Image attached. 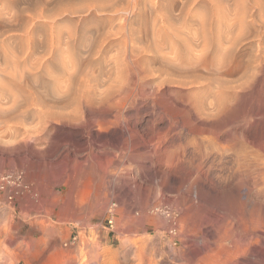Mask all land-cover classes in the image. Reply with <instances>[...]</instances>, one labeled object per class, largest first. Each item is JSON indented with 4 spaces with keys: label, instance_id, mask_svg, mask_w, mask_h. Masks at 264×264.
I'll return each instance as SVG.
<instances>
[{
    "label": "bare ground",
    "instance_id": "bare-ground-1",
    "mask_svg": "<svg viewBox=\"0 0 264 264\" xmlns=\"http://www.w3.org/2000/svg\"><path fill=\"white\" fill-rule=\"evenodd\" d=\"M168 15L151 22L120 18L118 23L101 22L88 29L70 23L66 28H73L65 31L59 22H51L40 26L48 31L46 36L34 24L22 28L13 20L0 23V146L41 140L51 127L72 134L86 148L125 145L126 136L145 147L146 136H153L151 140L165 148L168 176L178 180L175 171L182 167L188 170L186 175H196L187 188L196 201L205 196V189L209 195L215 191L221 197L237 194L240 201L241 220L230 230L220 233L205 226L201 238L195 233L183 234L192 264H264V143L259 140L264 136V102H241V92L264 86V31L258 28L257 35L246 39L233 23ZM260 19L249 25L264 30V18ZM220 25L215 34V26ZM80 28L81 34L87 31L85 36L80 35ZM257 109L263 113H256ZM241 111L244 117L263 116V121L255 120L242 132L237 124L229 134L225 129L221 132L226 122L239 120ZM31 147H26L27 153ZM6 152L0 148V155ZM130 193L120 189L117 197ZM194 203L187 210L195 211L198 204ZM100 204L101 210L108 207L106 200ZM209 213L218 216L217 211ZM144 214L139 222L149 220V214ZM19 239L11 212L0 215V264H22V258L25 264H37L52 249L60 250V257L64 255L60 247L48 243L37 252L31 235L22 253ZM149 242L147 237L133 239L129 243L139 247L124 248L116 255L123 264H143ZM99 256L97 253L94 262L90 259L82 264H107Z\"/></svg>",
    "mask_w": 264,
    "mask_h": 264
},
{
    "label": "rangeland",
    "instance_id": "rangeland-1",
    "mask_svg": "<svg viewBox=\"0 0 264 264\" xmlns=\"http://www.w3.org/2000/svg\"><path fill=\"white\" fill-rule=\"evenodd\" d=\"M191 1L194 0H0V23L10 24V21L13 20L22 28L34 24L32 27L37 25L40 34L46 36L48 31L46 28L41 29L40 26L51 22L62 24V30L73 28L72 26L66 28L71 25L70 23H81L88 29L91 25L113 20L117 23L124 19L151 22L156 18L155 20L160 21L162 18H166L163 16L169 14L168 16L172 15L173 18L180 15L189 17V19L209 18L213 20L212 22H217L215 24L218 22L233 23L237 25L236 32L242 33L246 39L250 38L252 34L254 36L259 31L258 28L261 32L264 31L263 28L249 25V22L252 23L251 21L254 19L259 23L260 18H264V4H262L264 0H261L262 3L258 2L260 0H254V2L253 0H195L193 3ZM135 2L137 3L135 4ZM186 3H190V5L186 7ZM256 3H260V5ZM237 5L238 7H236ZM190 8H192L191 12L187 16L186 13L190 11ZM257 9L259 10L257 11ZM260 10L263 12L261 11V13ZM254 14L256 18H254ZM119 19L120 21H118ZM221 26H215L218 28H215V34ZM80 30L82 29H79L80 35L85 36L84 33L87 31L84 33L82 31L81 34ZM86 35L90 36V34ZM83 39L88 40L85 37ZM246 50L247 54L251 52L248 48ZM251 100L264 102L263 85L241 92V102ZM259 111L263 113L260 109L255 112L259 113ZM242 113L243 111L238 116L239 120L236 119L237 122L232 123L233 119L230 120L231 122H226L221 132L225 133L228 130L225 134H229L236 124L242 132L255 120L257 123L260 120L263 121V116L262 118L261 116L250 118L244 117ZM52 128L54 127H51L49 133L42 136L41 140L31 143L23 141V145L17 142L14 145L0 146L1 149L7 150L4 156L0 155V160L4 159L0 162V176L7 173L23 175L22 187H7L5 191H0V215L11 212L14 217L20 236V251L22 253L25 251L27 238L31 235L34 245H39V247L35 245L37 252H40V248L48 243L51 247L52 245L60 247L64 254L60 257V250L57 251L58 254L54 249L49 250L47 256L50 257L46 256V259L38 261L37 264H48V261L49 264H61L62 262L63 264H82L91 260L94 262V255L96 256L97 253L101 254L98 258H102L107 264H123L120 255L118 257L116 254H120L124 248L139 247V244L134 246V243L129 242H132L133 239L146 237L150 239V247L143 255V264H192L193 260L190 259L192 257L187 255V239L183 234L195 233L198 238H201L205 226V229L217 228L218 231H222L220 233H224L230 230L234 223L241 220V205L237 194L230 193L229 196L221 197L215 191L209 195L208 190L205 189L203 195L206 197L203 196V199L196 201L195 194L191 196L187 193L189 183L197 178L195 174L192 177L186 175L188 170L182 167L175 171L177 177L179 176L178 180L168 176L167 172L170 170L168 159L164 156L165 148L159 146L157 140L152 141L153 136H146L145 147L131 142L129 136H126L125 139L128 142L125 144L126 146L123 143H116L117 145L115 144L113 147L92 145L87 149L83 142L75 141L72 134L62 130L56 132ZM258 133L260 132L258 131ZM261 135L260 133L259 137ZM263 139L264 136H262V140L259 138L262 143H264ZM30 145L32 147L27 153L26 147ZM175 153L173 151V154ZM202 179L204 178L200 180ZM198 184L200 186L198 187L201 188V184ZM120 189L127 190L128 193L131 190L136 194H124L122 198H119L117 195ZM104 200L108 201V209L105 208L103 211L100 209V203ZM193 200H195L194 204L199 206H196L195 211L187 210L191 207ZM82 205L83 208H80ZM218 207L222 209H218ZM210 211H217L218 216L209 213ZM144 213L149 214V220L139 222V217L142 218ZM206 214L209 218L206 217ZM194 218L197 219L196 222H193ZM111 220L114 221L113 224L110 223ZM184 220L190 223L188 224ZM215 220H219L217 223L220 224L214 223ZM196 224L199 227H196ZM190 225L192 226L190 227ZM216 225L217 227H215ZM119 226L125 231L122 232ZM8 228L5 224L6 231ZM67 236L69 239L65 241ZM62 237L66 238L62 239ZM57 240L58 245L55 244ZM61 240L65 242H59ZM123 242H126L125 245ZM79 248L82 250V254ZM69 256H72L73 259ZM66 257H69V260ZM21 263L25 264L23 258Z\"/></svg>",
    "mask_w": 264,
    "mask_h": 264
},
{
    "label": "built area",
    "instance_id": "built-area-1",
    "mask_svg": "<svg viewBox=\"0 0 264 264\" xmlns=\"http://www.w3.org/2000/svg\"><path fill=\"white\" fill-rule=\"evenodd\" d=\"M23 175L21 173H7L0 176V191H5L7 187H22ZM12 198V197H11ZM113 220L110 221L113 224Z\"/></svg>",
    "mask_w": 264,
    "mask_h": 264
}]
</instances>
